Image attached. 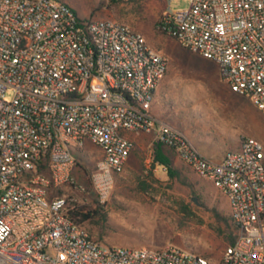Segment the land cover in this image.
Wrapping results in <instances>:
<instances>
[{"label": "built area", "instance_id": "1", "mask_svg": "<svg viewBox=\"0 0 264 264\" xmlns=\"http://www.w3.org/2000/svg\"><path fill=\"white\" fill-rule=\"evenodd\" d=\"M189 1L173 10L167 0L157 27L215 63L264 117V0ZM167 67L124 21L83 18L63 0H0V264H264V146L241 136L218 161L201 154L152 113ZM141 132L227 198L236 237L221 263L172 243H103L72 218L67 195L53 194L83 189L80 170L105 204L134 148L130 134ZM87 141L99 150L90 171L73 155Z\"/></svg>", "mask_w": 264, "mask_h": 264}, {"label": "rangeland", "instance_id": "2", "mask_svg": "<svg viewBox=\"0 0 264 264\" xmlns=\"http://www.w3.org/2000/svg\"><path fill=\"white\" fill-rule=\"evenodd\" d=\"M86 19L111 17L130 24L168 60L163 98L157 117L181 131L196 147L213 153L212 160L234 149L241 136L264 146V117L245 96L220 79L212 61L182 47L157 27L167 0H63ZM189 0H171L170 7L185 8ZM8 90L6 99H11ZM134 141L124 171L115 179L108 201L100 204L83 171L74 172L83 186L53 188L65 194L72 208H99L102 215L83 223L97 240L125 247H162L172 243L221 263L227 246L217 230V215L229 217L227 198L213 183L197 176L171 148L164 153L166 169L154 161L158 141L153 133L130 134ZM74 157L90 171L99 156L95 144L85 142ZM174 174L170 176L167 168ZM197 197L200 206L191 201Z\"/></svg>", "mask_w": 264, "mask_h": 264}, {"label": "trees", "instance_id": "3", "mask_svg": "<svg viewBox=\"0 0 264 264\" xmlns=\"http://www.w3.org/2000/svg\"><path fill=\"white\" fill-rule=\"evenodd\" d=\"M162 31V30H161ZM165 145L161 142H156L153 148V157L154 161L158 162L159 164H163L168 166L170 164L169 157L164 153ZM167 172L170 176L174 174L171 168H167ZM70 214L72 218L77 222L83 224L90 219L101 216V210L99 208H89L87 210L83 208H71ZM217 230L220 234L225 237L227 245L232 244L235 241L236 237V227L234 226L230 215L229 217H220L217 215Z\"/></svg>", "mask_w": 264, "mask_h": 264}, {"label": "crops", "instance_id": "4", "mask_svg": "<svg viewBox=\"0 0 264 264\" xmlns=\"http://www.w3.org/2000/svg\"><path fill=\"white\" fill-rule=\"evenodd\" d=\"M168 69V67H167ZM167 72V70H166ZM217 72H218V69H217ZM166 74V73H165ZM168 84V81H166V79H162L161 82L159 83V85L157 86V88L155 89L154 91V99H153V102H152V113L157 116L158 115V103L160 102V100L163 98V88L165 85ZM239 146V143L236 144V146L234 148H237ZM201 154H203L204 156L208 157V158H212V155L213 153H210V152H207L206 150H203L201 148H198L196 146H194ZM98 153H99V150H98ZM222 157V155L218 156L215 161H218L220 160ZM214 160V159H213Z\"/></svg>", "mask_w": 264, "mask_h": 264}, {"label": "water", "instance_id": "5", "mask_svg": "<svg viewBox=\"0 0 264 264\" xmlns=\"http://www.w3.org/2000/svg\"><path fill=\"white\" fill-rule=\"evenodd\" d=\"M191 201H193L196 205L200 206V203L197 200V197L195 195L191 196Z\"/></svg>", "mask_w": 264, "mask_h": 264}]
</instances>
